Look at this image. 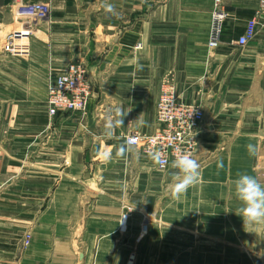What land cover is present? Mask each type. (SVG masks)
<instances>
[{"label":"crops","instance_id":"obj_1","mask_svg":"<svg viewBox=\"0 0 264 264\" xmlns=\"http://www.w3.org/2000/svg\"><path fill=\"white\" fill-rule=\"evenodd\" d=\"M36 2L49 4L45 18L20 12ZM107 2L116 15L105 13V0H0V119H7L0 123V264H125L132 252L135 264H241V247L258 245V223L237 215L230 183L239 172L256 177L264 165V8L225 0L222 33L210 48L213 0ZM252 18L254 37L237 45ZM14 31L23 45L10 54L4 38ZM73 60L86 64L89 107L84 116L50 118L48 81ZM167 74L180 99L204 113L194 156L201 179L184 194L186 209L162 204L170 166L159 168L135 147L115 156L128 134L154 132ZM117 108L131 111L109 137L105 126ZM209 198L212 209L204 208ZM244 260L254 263L250 253Z\"/></svg>","mask_w":264,"mask_h":264},{"label":"built area","instance_id":"obj_2","mask_svg":"<svg viewBox=\"0 0 264 264\" xmlns=\"http://www.w3.org/2000/svg\"><path fill=\"white\" fill-rule=\"evenodd\" d=\"M225 0H213L211 12L210 35L208 46L216 47L226 17L224 10ZM259 7L264 8V0H258ZM22 14L32 18H45L49 12L47 2H36L26 5L20 10ZM256 20L249 19L243 32L235 40L237 45L243 46L251 40L256 31ZM17 31L9 32L4 38L8 53L20 51L19 36ZM140 44L136 45L139 48ZM173 76L165 75L159 82L155 103L156 128L153 133L143 135L132 132L125 137V142H131L133 147L140 152L148 154L149 151H159L165 163L157 165L159 168L170 166L178 154L190 153L194 158L199 146V128L204 118L203 109L199 104L187 103L180 99L176 93ZM46 90L45 104L48 117H55L59 113L76 112L84 116L87 112L88 102L93 94L92 84L87 77L86 64L80 60H73L66 64L64 70L51 76ZM146 223L142 224L141 238L147 232ZM30 242V234L23 239L26 248ZM125 264H135V253H130Z\"/></svg>","mask_w":264,"mask_h":264},{"label":"clouds","instance_id":"obj_3","mask_svg":"<svg viewBox=\"0 0 264 264\" xmlns=\"http://www.w3.org/2000/svg\"><path fill=\"white\" fill-rule=\"evenodd\" d=\"M106 14L116 15L115 6L107 0L103 5ZM136 70L142 68L138 63L136 64ZM131 111L125 112L123 108L116 109L117 118L113 121L111 118L108 120L105 126V135L113 136L115 129L118 126L124 125V117ZM247 151L250 156H254L256 148L252 144H248ZM133 145L131 142L121 144L115 153L116 158H125L126 155L133 151ZM148 158L157 165L165 163L162 154L159 151H149ZM104 158L110 160L112 158L111 153L105 152ZM173 171L170 173L172 183L169 186L170 196L173 200H179L187 190L196 185L201 179L200 164L194 159L190 153L181 152L171 162L170 165ZM222 162L217 163V168H222ZM234 193L237 200L240 202L238 213L244 224L264 223V183L260 182L255 176L247 172H239L233 181ZM123 218L121 222H123Z\"/></svg>","mask_w":264,"mask_h":264},{"label":"rangeland","instance_id":"obj_4","mask_svg":"<svg viewBox=\"0 0 264 264\" xmlns=\"http://www.w3.org/2000/svg\"><path fill=\"white\" fill-rule=\"evenodd\" d=\"M41 104L37 105V111H40V106ZM40 107V108H39ZM16 119V118H15ZM17 121H25V119L21 118V119H16ZM0 123L2 126L7 124V119L6 118H1L0 119ZM264 135H262V139H263ZM262 157L263 152L261 153ZM260 157V155H259ZM257 172H256V178L264 183V165H257L256 167ZM231 186H233V183ZM210 192V190L208 191ZM162 204L164 203V205H166L165 209H186V199L184 198V195L179 199V200H173L170 196V192L169 191H165L164 196L162 197ZM226 199V203H227ZM237 201V199H235ZM206 204L204 206V208L206 209H212L213 205H215V198H209L205 200ZM235 202V201H234ZM231 204V207H238L237 202ZM227 207V206H226ZM196 208H199V204L196 205ZM190 209V207H189ZM27 234V233H26ZM25 234V235H26ZM25 237V236H24ZM258 245L255 247H250V252H249V248L247 247H241V253H242V258H241V264H249V260L246 261L244 259H248L249 253L251 254V256L254 259V263L252 262V264H264V245H261L260 242L264 241V223H258ZM260 244V245H259ZM22 247L23 246V241H22ZM257 255V257L255 256ZM257 259V260H256ZM228 264H231L229 262H227Z\"/></svg>","mask_w":264,"mask_h":264}]
</instances>
